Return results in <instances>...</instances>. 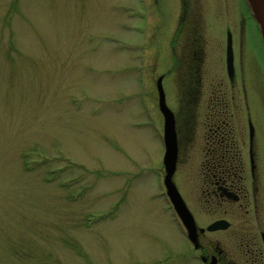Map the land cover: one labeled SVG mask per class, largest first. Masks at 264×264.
I'll list each match as a JSON object with an SVG mask.
<instances>
[{"label":"rangeland","instance_id":"obj_1","mask_svg":"<svg viewBox=\"0 0 264 264\" xmlns=\"http://www.w3.org/2000/svg\"><path fill=\"white\" fill-rule=\"evenodd\" d=\"M222 2L185 17L178 0H0V264H197L162 190L157 81L179 130L175 181L205 227L189 128L204 126L210 99L228 101L236 126L251 118L264 148L260 29L246 0H228L227 17ZM193 29L205 39L195 93L183 59Z\"/></svg>","mask_w":264,"mask_h":264},{"label":"flooded vegetation","instance_id":"obj_2","mask_svg":"<svg viewBox=\"0 0 264 264\" xmlns=\"http://www.w3.org/2000/svg\"><path fill=\"white\" fill-rule=\"evenodd\" d=\"M178 1L182 9L184 8L185 17H189L188 11L191 4L195 5L199 0ZM222 5L227 14L226 17L229 16L228 0L222 2ZM195 16L198 15L195 14ZM253 22L257 24L254 19ZM233 24L241 33L238 39L242 45L244 20L241 13L237 14L236 19L230 23V25ZM192 38L190 54L183 59L187 62L188 87L190 92L195 93L197 86L202 84L205 39L198 31L194 32ZM229 42H231L234 56L232 76L228 73ZM224 53L226 81L232 84L236 78L239 63L233 30L226 32ZM224 83V79L221 78L218 85L221 86ZM210 100L213 104L208 106L210 114H206L207 121L204 126L199 131L197 126L189 128L192 136L190 143L193 147L195 145V152L199 155L196 160H199L201 171L199 175L197 174L200 177L197 182H200L199 189L201 197L204 198V210L211 216V221L205 227L198 224L194 210L179 189L197 227V243L189 242L192 249L190 255L197 264H264V148L258 142V131L251 118H248L247 127L236 126L233 120L237 111L230 110L228 101L216 97ZM176 130L178 160L173 177L175 183L181 164L177 124ZM176 185L178 186L177 183ZM169 209L178 226L183 233H186L170 205ZM212 226L215 228L211 229ZM232 244H234V252L228 249V245L233 246Z\"/></svg>","mask_w":264,"mask_h":264},{"label":"water","instance_id":"obj_3","mask_svg":"<svg viewBox=\"0 0 264 264\" xmlns=\"http://www.w3.org/2000/svg\"><path fill=\"white\" fill-rule=\"evenodd\" d=\"M250 6L253 17L260 26L261 36L264 46V0H246ZM228 71L230 76L233 75V50L231 42L228 46ZM163 78H159L157 82V89L159 94V109L164 117V145L165 156L164 165L166 169L165 186L167 194L177 212L181 218L184 226L189 232V239L196 242V224L194 218L188 209L184 199L179 193L175 183L173 182V176L176 171L177 159H178V140L176 131V120L173 111L168 107L166 102V94L162 84ZM215 228L212 226L211 229ZM197 243V242H196Z\"/></svg>","mask_w":264,"mask_h":264}]
</instances>
